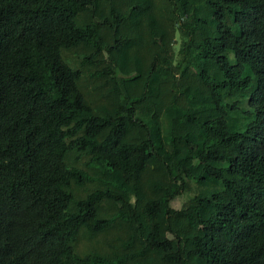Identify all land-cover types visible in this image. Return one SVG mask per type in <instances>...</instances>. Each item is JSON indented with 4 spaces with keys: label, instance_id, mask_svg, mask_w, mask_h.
<instances>
[{
    "label": "trees",
    "instance_id": "obj_1",
    "mask_svg": "<svg viewBox=\"0 0 264 264\" xmlns=\"http://www.w3.org/2000/svg\"><path fill=\"white\" fill-rule=\"evenodd\" d=\"M0 264H264V0H0Z\"/></svg>",
    "mask_w": 264,
    "mask_h": 264
}]
</instances>
